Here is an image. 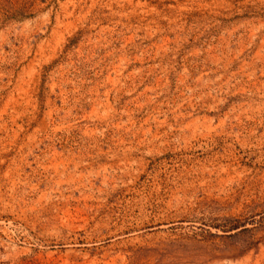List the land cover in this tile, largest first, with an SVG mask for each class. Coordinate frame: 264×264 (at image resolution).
<instances>
[{
  "label": "rangeland",
  "instance_id": "obj_1",
  "mask_svg": "<svg viewBox=\"0 0 264 264\" xmlns=\"http://www.w3.org/2000/svg\"><path fill=\"white\" fill-rule=\"evenodd\" d=\"M0 264H264V0H0Z\"/></svg>",
  "mask_w": 264,
  "mask_h": 264
}]
</instances>
